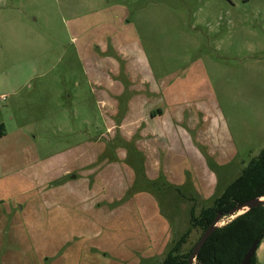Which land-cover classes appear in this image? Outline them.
Masks as SVG:
<instances>
[{"label":"rangeland","instance_id":"rangeland-1","mask_svg":"<svg viewBox=\"0 0 264 264\" xmlns=\"http://www.w3.org/2000/svg\"><path fill=\"white\" fill-rule=\"evenodd\" d=\"M2 124L0 264L187 254L264 147V0H0Z\"/></svg>","mask_w":264,"mask_h":264},{"label":"trees","instance_id":"trees-1","mask_svg":"<svg viewBox=\"0 0 264 264\" xmlns=\"http://www.w3.org/2000/svg\"><path fill=\"white\" fill-rule=\"evenodd\" d=\"M4 135L3 124L0 136ZM255 197H264V147L215 199L212 206L202 209L200 217L193 224L204 231L218 214H225L236 205ZM260 244L264 239V206L245 212L224 226H220L207 240L196 258V264H240L244 255L255 240ZM172 249L162 264H188L192 249L187 254H176ZM251 264H257L255 255Z\"/></svg>","mask_w":264,"mask_h":264},{"label":"water","instance_id":"water-1","mask_svg":"<svg viewBox=\"0 0 264 264\" xmlns=\"http://www.w3.org/2000/svg\"><path fill=\"white\" fill-rule=\"evenodd\" d=\"M260 206H264V197L252 198L244 203L236 205L234 208H232L230 211L226 212L225 214H218L215 217L214 221L211 223V225L204 231L198 242L193 247L192 252L188 259V264H194L196 262L197 255L199 254L200 250L207 242L209 237L220 227L219 224L224 217L226 216L233 217L235 215L239 216L245 212H248ZM259 244L260 241L258 239L252 243V245L244 255L240 264H251V260L256 255L257 250L259 248Z\"/></svg>","mask_w":264,"mask_h":264}]
</instances>
